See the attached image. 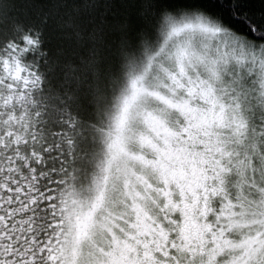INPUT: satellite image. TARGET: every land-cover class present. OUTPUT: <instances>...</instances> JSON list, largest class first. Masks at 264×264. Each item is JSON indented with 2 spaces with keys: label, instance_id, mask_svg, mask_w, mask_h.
<instances>
[{
  "label": "snow or ice",
  "instance_id": "obj_1",
  "mask_svg": "<svg viewBox=\"0 0 264 264\" xmlns=\"http://www.w3.org/2000/svg\"><path fill=\"white\" fill-rule=\"evenodd\" d=\"M0 264H264V0H0Z\"/></svg>",
  "mask_w": 264,
  "mask_h": 264
}]
</instances>
